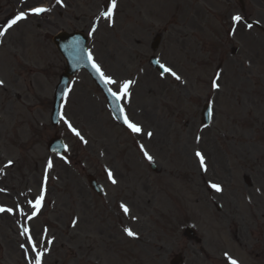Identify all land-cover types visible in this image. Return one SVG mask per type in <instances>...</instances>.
I'll return each instance as SVG.
<instances>
[{
  "label": "rangeland",
  "instance_id": "374dc122",
  "mask_svg": "<svg viewBox=\"0 0 264 264\" xmlns=\"http://www.w3.org/2000/svg\"><path fill=\"white\" fill-rule=\"evenodd\" d=\"M45 2L40 1L39 4ZM248 2L256 7L251 0ZM237 5V0H119L120 11L115 15L114 28L101 25L99 29V40H108L117 48L119 55L109 59L105 54L103 58L96 54L98 60L108 74L111 72L115 76L119 69L125 68L130 78L134 76V95L127 108L134 118L158 134V144L154 146L150 142L154 152L152 160L159 170L157 175L142 172L141 164L133 156L134 143L121 136L105 103L100 104L94 97L84 74L79 76V85L77 88L74 86L62 113L64 119L79 129L83 140L68 132L63 121L59 126L51 127L52 92L64 69V63L57 54L50 60L39 56L37 66H34L36 73L23 74L19 83L17 74L12 75L11 69L3 71L5 75L2 77L11 85L9 88L4 85L7 91L0 88V111L5 109L8 115L12 110L13 117L31 122L28 130H21V140L29 137L30 130L38 134L28 144L26 155L21 148L20 166L17 173L10 174L21 181L20 205L26 206L37 196L43 163L49 155L47 142L56 136L62 137L69 149L66 156L69 161L71 159V166H65L54 157L48 197L42 203L39 217L31 223L36 233L47 227V239L51 234L54 240L53 244L45 247L43 264H168L171 255L176 254L172 239L175 236L159 237L157 234L161 228H169V216H196L195 225L207 236L204 254H200L193 245L185 244L181 248L185 264L213 261L208 254L214 251L219 261L223 252L219 248L224 249L221 240L226 234V225H233V216H264V9H252L247 5L244 16L258 21L261 28L247 31L239 26L230 35L229 17L240 14ZM68 6L77 9L80 17L73 20L68 13L65 15L56 9L50 17L35 21L39 46L47 43L44 33L51 35L83 28L85 19L88 20L95 9L89 0H72ZM5 14L6 11H0V18ZM59 17L62 22L58 21L57 27H45L47 20L54 24V18ZM29 31L27 36L31 39L33 33ZM156 33L162 34L156 57L180 73L184 86L169 79L161 81L158 74L147 66L152 55L147 45ZM12 38L15 44L23 39L19 35ZM131 41L136 42L135 57L128 52ZM95 48L99 52L98 40ZM233 50H236L235 55H232ZM218 67H221L220 87L212 91L209 83ZM29 68L33 70L31 65ZM164 90V103L155 106L145 104L146 100L155 104ZM13 92H17L19 100L11 96ZM83 97L87 98V105L81 100ZM207 100H211L213 105L211 123L202 129L199 114ZM113 130L118 132L117 139L122 148L130 150L135 170L127 181H122L121 186L147 185L146 191L152 198L150 201L153 198L155 201L149 206L146 201V208L157 209L154 216H162L155 226L147 223V231L134 226V239L126 238L117 229L114 242L109 241L112 231L108 229H69L65 224V218L70 216L66 213L70 197L77 202L80 197L83 182L81 161L91 153L101 151L105 164H110L116 151L111 140ZM195 150L205 155L208 172L202 173L197 167L193 156ZM9 151L16 154L15 149ZM89 158L96 157L92 154ZM243 174L250 177L253 189H246L241 178ZM205 182L220 185L222 191L209 193ZM7 185L6 192L10 195L6 199L13 196V203L14 197H20L19 186L11 178ZM27 188L30 195L26 193ZM109 192L112 196L114 189H109ZM216 203L221 206L220 213L216 212ZM135 211H139L137 205ZM216 216H226V221L216 227ZM13 217L17 223V216ZM85 230L90 234L91 248L83 243ZM15 231L13 218L0 217V264H20L21 259L9 239L11 232L13 239ZM18 242H21L19 238ZM228 244L235 246L243 259H248L242 249L239 251L229 241ZM227 254L232 256L229 252Z\"/></svg>",
  "mask_w": 264,
  "mask_h": 264
},
{
  "label": "snow or ice",
  "instance_id": "6c2138e0",
  "mask_svg": "<svg viewBox=\"0 0 264 264\" xmlns=\"http://www.w3.org/2000/svg\"><path fill=\"white\" fill-rule=\"evenodd\" d=\"M62 2V0H56V3L57 4H60ZM116 7V0H112L111 2V6L108 8L107 12H102L101 15L102 16H105V17H108V18H111V15H112V10ZM47 11H50V9L48 8H45V7H34V8H31L30 9V12L32 14H35V15H40L41 13H44V12H47ZM26 18V14L24 12H20L19 14H17L15 16L14 19H12L11 21H9L7 23V27L4 29V30H0V36H3L5 34V32L7 31V29H10L13 25H15L19 20H22ZM242 17L240 15H236V16H233L232 17V21L233 23H238V22H241L242 21ZM249 29L252 28V24L249 23L246 25ZM89 59L91 60V55H89ZM93 68L96 70V72L100 75L101 79L105 82V84H108V85H115L119 88V92H116V91H112V89L110 88L109 91H110V94L113 95L115 98L117 99H120L121 96H128V89L130 87V85L133 83V81L131 80H125L123 82H119L117 80H114L112 77L110 76H106L103 71L101 70L100 66L93 63L92 64ZM160 67L162 69V75L164 73H169L171 74L176 80H180L181 77L179 75L176 74L175 71H173L171 68L163 65V64H160ZM220 73H216L215 76L216 78L212 80L211 82V87L213 89H219L220 85L218 83V80H219V77H220ZM3 84V81L0 80V85ZM123 111V110H122ZM61 119H64L63 117H61ZM64 122L68 125V128L69 130L77 137H79L81 140H83V136H81L80 132L77 131L76 128H74L71 123H69L66 119L64 120ZM124 123L127 125V127L133 132V133H140L142 131L141 127L135 123H132L131 121L128 120V118L125 116L124 118ZM149 136L152 135L151 132L148 133ZM200 138L197 137V140H199ZM142 151H144L143 147L141 148ZM144 155H145V158L148 159L149 161L152 160V157L146 152L144 151ZM195 157L199 160V166L202 170H207V166H206V163H205V156L199 151L197 150L195 152ZM12 164V161L9 160L7 162V165L6 166H10ZM53 165H52V161L49 160L48 162V165H47V168L45 169V172L47 173V169L48 168H51ZM108 177H109V180H111V182L113 184L116 183V180L113 178V174L109 171L108 172ZM47 180V175H45V181ZM211 187L213 189H215L216 192H221L222 191V188L220 185L218 184H211ZM44 200V189L42 188L41 189V192L40 194L36 197L35 201H29V204L31 206V208L34 210L31 214V216H29L28 218L29 219H32L33 217H35L38 212H39V209L41 208L42 206V202ZM121 209L124 211L125 214H128L129 213V208L124 205V204H121L120 205ZM0 211H4L3 208H0ZM8 211H11V209H9ZM73 223H75V221H73ZM124 232L130 236V237H133L135 236L136 234L129 228H125L124 229ZM21 235H25L27 237V240L26 242L28 244L31 245V248H30V251L34 252L35 253V264H41V257L43 255V253L41 251L38 250V247H37V243L34 242L32 240V237L31 235L29 234V229L27 227H25L23 229V232L21 233ZM48 243H51V241H48ZM21 247L23 248L24 245L21 244ZM225 256L226 258L228 259L229 261V264H238V261H236L235 259L231 258L230 256H228L227 253H225Z\"/></svg>",
  "mask_w": 264,
  "mask_h": 264
},
{
  "label": "flooded vegetation",
  "instance_id": "af4514ba",
  "mask_svg": "<svg viewBox=\"0 0 264 264\" xmlns=\"http://www.w3.org/2000/svg\"><path fill=\"white\" fill-rule=\"evenodd\" d=\"M2 1H4L5 3H7L6 5H4V6H2V7H0V10H3V9H6V8H10V6H12L13 8H15V9H17L18 8V3H19V0H2ZM22 1H25V0H22ZM31 4H33V1L32 0H30V1H28L26 4H25V7H27V8H29V7H31L32 5ZM31 5V6H30ZM119 201L120 200H117L116 202H115V205L117 204V203H119ZM115 210V209H114ZM143 216H145V214L143 215ZM135 216H133V214H131V219H133ZM145 217H147V216H145ZM170 219V223L171 224H173L175 221H176V218H169ZM171 224H170V226H171ZM174 241H175V243H176V247L179 249V239H178V236H176L175 237V239H174ZM258 259H259V261H258V263L257 264H263L264 263V254H260L259 256H258Z\"/></svg>",
  "mask_w": 264,
  "mask_h": 264
}]
</instances>
